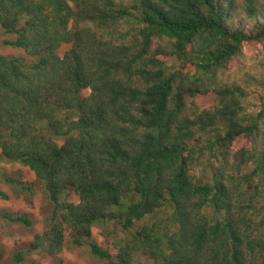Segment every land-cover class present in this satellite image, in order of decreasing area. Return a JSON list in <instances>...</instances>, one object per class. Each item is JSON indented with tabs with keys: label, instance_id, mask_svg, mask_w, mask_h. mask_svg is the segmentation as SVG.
Listing matches in <instances>:
<instances>
[{
	"label": "trees",
	"instance_id": "obj_1",
	"mask_svg": "<svg viewBox=\"0 0 264 264\" xmlns=\"http://www.w3.org/2000/svg\"><path fill=\"white\" fill-rule=\"evenodd\" d=\"M0 26L5 46L34 59L0 54V161L28 166L53 208L33 250L264 264V59L243 50L264 45V0H0ZM208 94L213 106L190 103ZM240 137L250 145L235 151ZM206 157L211 176L198 180L192 166ZM163 210L115 255L93 237L97 224L130 231Z\"/></svg>",
	"mask_w": 264,
	"mask_h": 264
},
{
	"label": "rangeland",
	"instance_id": "obj_2",
	"mask_svg": "<svg viewBox=\"0 0 264 264\" xmlns=\"http://www.w3.org/2000/svg\"><path fill=\"white\" fill-rule=\"evenodd\" d=\"M117 1L128 3L131 0ZM9 38L12 37L6 35L0 26V54L8 56L25 55L28 62L34 61L23 50L5 46L4 41ZM66 50H68V46L62 47L60 52L64 53ZM243 50L250 56H258V61L264 59V45L262 43L256 41L245 43ZM165 60L170 65H178V60L175 57H165ZM239 66L240 60L236 57L232 60L229 70L231 72L236 71ZM216 98L215 94L199 95L191 98L190 103L196 104L200 109H205L213 106ZM251 103L252 106L249 110L257 111L260 103V98L257 94L252 97ZM58 142L59 144H63V140H58ZM249 145L250 140L247 137H240L235 141L233 150L236 151ZM203 159L192 166V173L198 180L211 176L206 165L207 157ZM6 177L21 179L25 185L32 188V193L22 191L7 184L4 180ZM2 192L8 196L4 197L0 194V264H18L14 256L20 250L25 251L26 258L19 264H107L105 261L95 257L89 248H78L69 242L63 252L56 255H49L31 248L35 235L44 232L48 228L53 208L42 181L37 178L36 174L28 166L16 162L0 161V193ZM70 199L78 202V197L75 194H72ZM168 211L170 210H163L156 215L150 216L142 222L137 223L130 231H125L115 224H97L93 228V237L101 246L110 250L115 255L118 252L116 242L132 237L145 224L153 225L155 222L160 223L161 220L168 217ZM4 215L27 216L33 220L34 226L30 228L23 224L13 223ZM67 235V240L70 241V236L69 234ZM135 264L160 263L149 254L139 252L136 253Z\"/></svg>",
	"mask_w": 264,
	"mask_h": 264
}]
</instances>
